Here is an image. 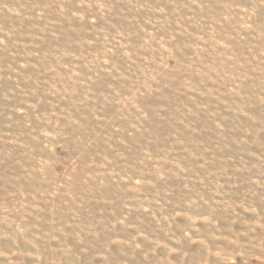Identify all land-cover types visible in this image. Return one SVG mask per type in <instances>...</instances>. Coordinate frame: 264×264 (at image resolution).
<instances>
[{"label":"rangeland","instance_id":"rangeland-1","mask_svg":"<svg viewBox=\"0 0 264 264\" xmlns=\"http://www.w3.org/2000/svg\"><path fill=\"white\" fill-rule=\"evenodd\" d=\"M0 264H264V0H0Z\"/></svg>","mask_w":264,"mask_h":264}]
</instances>
